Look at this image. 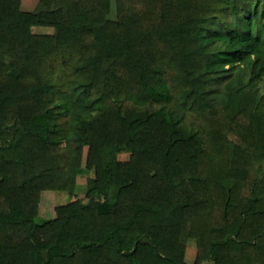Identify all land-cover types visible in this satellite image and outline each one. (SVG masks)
Returning a JSON list of instances; mask_svg holds the SVG:
<instances>
[{
    "label": "trees",
    "instance_id": "trees-1",
    "mask_svg": "<svg viewBox=\"0 0 264 264\" xmlns=\"http://www.w3.org/2000/svg\"><path fill=\"white\" fill-rule=\"evenodd\" d=\"M114 1L0 0V264H264V0Z\"/></svg>",
    "mask_w": 264,
    "mask_h": 264
},
{
    "label": "rangeland",
    "instance_id": "rangeland-1",
    "mask_svg": "<svg viewBox=\"0 0 264 264\" xmlns=\"http://www.w3.org/2000/svg\"><path fill=\"white\" fill-rule=\"evenodd\" d=\"M38 0H22V7L25 9H33L36 7ZM115 1L111 2V11L108 15L110 18H115ZM37 32H53L54 28L51 26L38 25L34 27ZM261 85L264 88V78L261 81ZM129 151L124 150L118 153L120 159H127L129 157ZM264 167V162H263ZM94 176L93 169H83L77 174L76 191L84 202L88 199L86 197V191L88 188V181ZM68 201V195L66 192L58 190H45L42 196L41 210L44 214H40L37 219L43 220L44 218H52L55 216V207ZM186 252L185 258L188 262H192L196 253V242L194 238H185ZM203 264H213L212 260H206Z\"/></svg>",
    "mask_w": 264,
    "mask_h": 264
}]
</instances>
